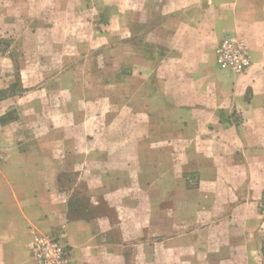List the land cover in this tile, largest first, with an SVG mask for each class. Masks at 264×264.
Here are the masks:
<instances>
[{
    "label": "crops",
    "instance_id": "crops-1",
    "mask_svg": "<svg viewBox=\"0 0 264 264\" xmlns=\"http://www.w3.org/2000/svg\"><path fill=\"white\" fill-rule=\"evenodd\" d=\"M83 1L87 0H72L71 4L78 6ZM102 1L118 6L126 2ZM212 2L219 7L212 13L214 20L203 16ZM57 3L58 0L44 2L45 6ZM191 4L199 10L197 16H191ZM170 5L175 4L171 1ZM208 21L226 22L244 40L250 57L245 70L232 73L218 67L214 48L228 34L215 39L214 29L204 25ZM190 22L196 25H188ZM144 39L147 44L136 45L135 50L147 56L145 63L117 66L122 80L133 79V108L126 103L125 95L118 93L115 98L110 93L109 83L103 89L94 88L96 97L88 96L83 102L86 119L111 118L103 125L102 144L87 147L82 153L86 158L97 151L103 154L102 177L88 183L93 189L99 185L106 200H117L111 205L115 207L112 211L117 213V223L111 228L107 217L67 218L68 193L59 187L64 178L61 163L45 165L46 154L55 157L58 144H38L40 153L30 159V146L16 143L0 165V183L6 189L0 191V216H9L7 222H0L1 232L7 233L0 236V264H32L28 251L31 232L46 223L53 224V229H63L60 237L71 246L73 264H207L203 247L215 239L209 235L202 239L204 228L184 219L182 204L175 201L192 192L156 189L159 174L179 177L186 184L184 174L200 165L213 168L215 207L223 183L249 184V264H264V0L193 1L181 13L161 20ZM58 92L54 90L41 98L35 117H74L59 109L62 100L57 98ZM47 93L51 91L44 95ZM16 103L17 100L0 98V115L17 107ZM116 103L117 114L111 116L109 112L113 113ZM21 105L22 117H31L26 112L29 105ZM52 105H57L54 111L50 109ZM12 126L10 122L0 123L4 138L9 133L15 139ZM55 129L50 131L55 133ZM71 165L66 162L65 169ZM85 165L94 167L89 161ZM29 166L35 168L34 174H26ZM43 166L44 173L38 175ZM143 166L149 168L148 179L144 178ZM228 166L232 168L230 173L225 169ZM11 171L9 177L1 175ZM201 188L199 195L211 194ZM230 197L239 195L232 193ZM154 199L156 207H152ZM44 200L47 208L39 205ZM28 215L37 216L36 221ZM252 217L254 222L250 221ZM215 226L209 225L206 230ZM104 230L116 231L118 237L103 240L99 233ZM78 235L85 238L82 243ZM143 245L151 250L149 260L138 262ZM218 263L248 264L234 253Z\"/></svg>",
    "mask_w": 264,
    "mask_h": 264
},
{
    "label": "rangeland",
    "instance_id": "rangeland-1",
    "mask_svg": "<svg viewBox=\"0 0 264 264\" xmlns=\"http://www.w3.org/2000/svg\"><path fill=\"white\" fill-rule=\"evenodd\" d=\"M46 1L51 0H0V98L17 100V107L0 115V123H12L17 135L13 139L8 133L7 138H4L5 134L2 136L0 129V145L3 152L0 165L16 143L28 144L32 151L29 153L30 159H33L40 153L37 151L38 144L55 141L59 146L58 151L55 157L46 154L45 165L50 167L61 163L64 178H61L59 187L68 193L65 199L68 206L67 218L88 220L107 217L112 228L117 223L118 216L117 213L113 214L115 207L111 205L117 200H106L99 185L93 189L88 183L92 179L97 181L102 177L104 171L101 164L104 156L97 151L92 157L86 158L82 153L87 147L102 144L103 125L111 118L108 116L105 120L97 117L86 119L83 116V102L88 96L96 97V93H92L94 88L103 89V85L109 83L110 93L115 95V98L119 97L118 93L125 95L126 103L133 108V79L122 80L117 66L145 63L147 56L135 50L136 45L146 43L144 36L164 18L187 9L188 3L202 0H147L142 5L140 3L144 0H126L125 4L120 6L103 3L102 0H87L88 2L83 1L78 6L72 5V0H58L56 5L45 6ZM110 1L118 3V0ZM171 1L175 5H170ZM210 4L203 16L214 20L212 13L219 11V7L215 2ZM189 11L191 16L199 14V10L192 4ZM187 24L196 25L194 22ZM204 25L214 29L215 39H220L223 34L239 38L237 32L230 29L226 22L208 21ZM125 74L130 75L129 72ZM54 90L60 91L57 98L62 100L59 106L61 112H71L74 117L58 120L35 117L41 98L48 97ZM49 91L51 93L44 95ZM22 102L29 105L26 112L28 111L31 117H22ZM114 105L113 113L109 112L111 116L116 115L118 111V103ZM56 106L52 105L50 109L54 111ZM100 110L101 108L97 109L98 112ZM53 127L56 128L55 133L50 131ZM69 145L77 147V150L73 151ZM87 161L93 162L94 167H86ZM66 162L72 164L70 168L65 169ZM44 166L38 169V175L44 173ZM178 167L180 168V164ZM142 169L144 178H150L149 168L143 166ZM225 169L227 173L232 170L230 166ZM34 170L35 168L29 166L26 168V174H34ZM12 174L13 171L1 173L6 177ZM184 175H187L186 184L179 177L159 174L156 189L192 192L188 197L183 195L184 198L175 201L182 204L184 219L187 218L190 223L204 228L200 235L202 239L206 240L208 235L215 239L203 247L207 264H219V260L228 259L233 253L249 264V184L243 181L234 186L223 183V191L220 187L215 207L213 168L200 165ZM47 177L48 173L45 178ZM204 180L209 182L203 183ZM201 187L208 189L211 194L199 195ZM5 190L0 183V191ZM232 193L239 197H230ZM96 195L100 198L95 199ZM156 202V199L152 200V207H156ZM39 205L48 207L46 200L40 201ZM258 209H261L260 205ZM28 216L33 221L37 219L35 215ZM8 217L0 216V222H7ZM254 219L255 217H252L250 221L254 222ZM209 225L216 226L208 231L206 229ZM53 226L48 223L39 224L31 232V238L34 234L59 235V241L66 244L70 251L71 246L60 237L63 229H53ZM5 233L0 230V236H5ZM115 235L118 237L117 232L113 230L99 233L103 240L111 239ZM82 236H76L80 243L85 239ZM31 238L28 251L32 262ZM139 250L140 255L136 261L149 260V246L143 245ZM69 264H73L71 260Z\"/></svg>",
    "mask_w": 264,
    "mask_h": 264
},
{
    "label": "built area",
    "instance_id": "built-area-1",
    "mask_svg": "<svg viewBox=\"0 0 264 264\" xmlns=\"http://www.w3.org/2000/svg\"><path fill=\"white\" fill-rule=\"evenodd\" d=\"M215 62L221 70L240 73L249 65L247 46L240 38L227 35L214 48ZM3 158L0 145V162ZM58 236L34 234L30 241L32 264H69L70 251Z\"/></svg>",
    "mask_w": 264,
    "mask_h": 264
}]
</instances>
